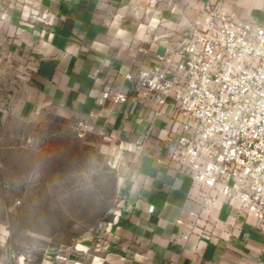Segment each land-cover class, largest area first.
<instances>
[{
	"label": "crops",
	"instance_id": "obj_1",
	"mask_svg": "<svg viewBox=\"0 0 264 264\" xmlns=\"http://www.w3.org/2000/svg\"><path fill=\"white\" fill-rule=\"evenodd\" d=\"M205 1L20 0L14 6L0 37L11 40L25 73L19 113L30 117L49 107L90 117L131 159L114 219L93 240L78 243L86 251L68 249L49 264H264V229L224 199L192 226L189 211H199V190L169 157L177 141L169 111L153 117L157 104L135 101L124 76L179 40ZM215 1L241 19L264 23V0ZM105 87L126 91L128 99H103Z\"/></svg>",
	"mask_w": 264,
	"mask_h": 264
},
{
	"label": "built area",
	"instance_id": "obj_2",
	"mask_svg": "<svg viewBox=\"0 0 264 264\" xmlns=\"http://www.w3.org/2000/svg\"><path fill=\"white\" fill-rule=\"evenodd\" d=\"M18 2L0 0V31ZM124 76L132 82L135 101L157 104L153 117L169 111L177 134L169 157L199 190V211H189L192 226L199 227L202 212L224 199L264 229V23L206 0L179 40L157 53L152 64H135ZM102 98L117 104L128 93L105 87ZM24 260L19 256L17 264Z\"/></svg>",
	"mask_w": 264,
	"mask_h": 264
},
{
	"label": "rangeland",
	"instance_id": "obj_3",
	"mask_svg": "<svg viewBox=\"0 0 264 264\" xmlns=\"http://www.w3.org/2000/svg\"><path fill=\"white\" fill-rule=\"evenodd\" d=\"M13 52L0 37V264H49L114 219L131 159L90 117L21 115L25 73Z\"/></svg>",
	"mask_w": 264,
	"mask_h": 264
},
{
	"label": "bare ground",
	"instance_id": "obj_4",
	"mask_svg": "<svg viewBox=\"0 0 264 264\" xmlns=\"http://www.w3.org/2000/svg\"><path fill=\"white\" fill-rule=\"evenodd\" d=\"M78 248H80V249H83L82 247H80V246H77Z\"/></svg>",
	"mask_w": 264,
	"mask_h": 264
}]
</instances>
